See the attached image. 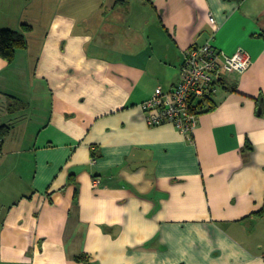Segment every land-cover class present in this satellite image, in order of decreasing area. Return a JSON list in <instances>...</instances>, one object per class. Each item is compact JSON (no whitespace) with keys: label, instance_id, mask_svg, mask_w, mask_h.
<instances>
[{"label":"crops","instance_id":"crops-1","mask_svg":"<svg viewBox=\"0 0 264 264\" xmlns=\"http://www.w3.org/2000/svg\"><path fill=\"white\" fill-rule=\"evenodd\" d=\"M23 23L0 57V264H264V0H0V29ZM208 41L251 66L191 134L149 126L140 104Z\"/></svg>","mask_w":264,"mask_h":264},{"label":"built area","instance_id":"built-area-1","mask_svg":"<svg viewBox=\"0 0 264 264\" xmlns=\"http://www.w3.org/2000/svg\"><path fill=\"white\" fill-rule=\"evenodd\" d=\"M210 19L215 23L214 17ZM251 64V55L241 48L226 54L209 41L191 46L181 64L178 82L167 90L157 86L152 96L140 104L148 125L171 123L184 134H191L201 114L197 102L213 95L224 73L243 72ZM99 184L100 180L94 178L92 186Z\"/></svg>","mask_w":264,"mask_h":264},{"label":"trees","instance_id":"trees-1","mask_svg":"<svg viewBox=\"0 0 264 264\" xmlns=\"http://www.w3.org/2000/svg\"><path fill=\"white\" fill-rule=\"evenodd\" d=\"M32 27L29 24L23 23L21 29L2 28L0 29V57L5 58L8 62L12 63L15 60L16 54L19 49H24L28 46L27 32ZM264 37V33H262ZM223 82V81H222ZM236 90V89H233ZM12 104L9 105V109L12 112L17 111L21 107V101L13 96H10ZM200 112H209L216 106L212 96L208 95L204 99L197 102ZM11 131V126L7 124L0 125V148ZM95 154V153H94ZM264 213V208L259 214ZM77 260L88 261V259L81 255L77 257Z\"/></svg>","mask_w":264,"mask_h":264},{"label":"rangeland","instance_id":"rangeland-1","mask_svg":"<svg viewBox=\"0 0 264 264\" xmlns=\"http://www.w3.org/2000/svg\"><path fill=\"white\" fill-rule=\"evenodd\" d=\"M37 9H39V8H37ZM25 49H27V47L24 48V49H19V50H25ZM19 50H18V51H19ZM20 101H21V103H22V104H21V107H22V106H26L24 101H22V100H20ZM2 209H3V207L0 206V212H1ZM2 216H3V214H0V221L2 220Z\"/></svg>","mask_w":264,"mask_h":264},{"label":"water","instance_id":"water-1","mask_svg":"<svg viewBox=\"0 0 264 264\" xmlns=\"http://www.w3.org/2000/svg\"><path fill=\"white\" fill-rule=\"evenodd\" d=\"M219 80H221V78Z\"/></svg>","mask_w":264,"mask_h":264}]
</instances>
